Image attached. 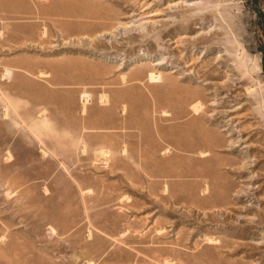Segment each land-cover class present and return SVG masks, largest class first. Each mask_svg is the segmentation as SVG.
<instances>
[{
	"label": "rangeland",
	"instance_id": "obj_1",
	"mask_svg": "<svg viewBox=\"0 0 264 264\" xmlns=\"http://www.w3.org/2000/svg\"><path fill=\"white\" fill-rule=\"evenodd\" d=\"M259 9L0 0V264H264Z\"/></svg>",
	"mask_w": 264,
	"mask_h": 264
},
{
	"label": "water",
	"instance_id": "obj_2",
	"mask_svg": "<svg viewBox=\"0 0 264 264\" xmlns=\"http://www.w3.org/2000/svg\"><path fill=\"white\" fill-rule=\"evenodd\" d=\"M252 2L254 3V5L259 9V6H258V2L257 0H252ZM259 13L261 15V17L263 18L264 20V14L262 13L261 9H259ZM261 66L264 70V52L262 53V57H261Z\"/></svg>",
	"mask_w": 264,
	"mask_h": 264
},
{
	"label": "bare ground",
	"instance_id": "obj_3",
	"mask_svg": "<svg viewBox=\"0 0 264 264\" xmlns=\"http://www.w3.org/2000/svg\"><path fill=\"white\" fill-rule=\"evenodd\" d=\"M9 73V72H8ZM158 75V74H157ZM152 77H157L155 76L153 73L150 74V77L149 78H152ZM156 79V78H154ZM221 98V97H220ZM199 104H196V106L193 107V109H196L198 107ZM224 122V121H223ZM232 143V142H231ZM244 146V145H243Z\"/></svg>",
	"mask_w": 264,
	"mask_h": 264
}]
</instances>
